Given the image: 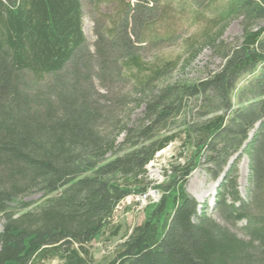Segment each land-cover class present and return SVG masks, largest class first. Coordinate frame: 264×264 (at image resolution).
Returning a JSON list of instances; mask_svg holds the SVG:
<instances>
[{
	"label": "trees",
	"instance_id": "16d2710c",
	"mask_svg": "<svg viewBox=\"0 0 264 264\" xmlns=\"http://www.w3.org/2000/svg\"><path fill=\"white\" fill-rule=\"evenodd\" d=\"M185 9L201 28L186 57L146 67L143 52L177 36ZM234 20L242 35L225 42ZM263 22L264 0H0V264H98L93 242L119 238L117 208L150 189L160 199L104 264H264ZM204 48L218 72L174 77ZM119 82L129 87L114 93ZM257 124L247 199L232 166L216 196L223 223L199 213L189 177L205 164L218 180ZM175 144L152 182L148 165Z\"/></svg>",
	"mask_w": 264,
	"mask_h": 264
},
{
	"label": "rangeland",
	"instance_id": "374dc122",
	"mask_svg": "<svg viewBox=\"0 0 264 264\" xmlns=\"http://www.w3.org/2000/svg\"><path fill=\"white\" fill-rule=\"evenodd\" d=\"M186 1V0H185ZM91 15L86 13L83 19V33L86 37V40L90 46L91 50H94V43L96 41L95 35V24L96 21H100L101 18L98 15L97 11L90 8ZM186 15H184L180 19V29L178 30L177 36L174 37L173 40L170 42L160 43L157 48H149L147 51L143 52V62L146 67H150L152 63L156 61L162 62V60H178L183 59L186 57L185 47L188 41L192 39L194 34L200 31V24H196L191 18L187 17L189 11H186ZM210 15V13L205 14ZM261 26L264 27V22L261 23ZM242 35V26L240 20L232 21L223 36L225 42H233L236 38H239ZM224 62L221 58L215 57L212 50L210 48H204L201 54L189 65L185 67V69H179L175 74L174 77L176 78H183V79H199L203 78L209 72H218ZM117 86L113 85V89L116 92L121 91V89H128L129 85L123 82H119L116 84ZM241 85V84H240ZM118 87V88H117ZM112 96V94L110 95ZM115 96V95H114ZM117 97V96H116ZM119 97V96H118ZM135 98V97H134ZM128 104V103H126ZM129 107H134L135 101L129 102ZM125 111H127V107H122ZM143 113V108L140 110H136L134 112V117L140 116ZM261 124V123H260ZM260 124L256 125L255 128L252 130L249 140L245 143V146L242 150L233 156L226 168L223 170V174L228 173L230 170L232 171L231 167H234V175L237 178V187L240 193V197L242 199H247L248 192L250 189V161L248 156L245 153L246 146H248L254 135L260 128ZM122 137V136H121ZM122 140V138H120ZM179 151V145H170L162 152L158 153L155 157V160L151 162L147 169H148V177L154 183H161L164 181L165 178V171L170 169L171 162L173 157ZM207 170V166L205 164H201V166L195 170L187 181V190L193 195L195 194L199 204L201 205V211L204 209L202 208L204 205L207 206V209L204 210L206 214L216 221L223 223L222 217L220 214L215 210L216 206V196L218 192V188L221 184V177L216 180L214 176L211 175ZM233 174L232 172L230 173ZM151 191L153 189H150ZM152 199H158L157 194H150L149 195ZM148 196V197H149ZM40 196H35L34 199H38ZM149 197V198H150ZM152 199H149L152 200ZM148 199L146 202L143 198L140 197H129L125 201L121 203V205L117 208L114 216V223L121 224L123 229L120 234V237L111 241H107L106 239H102L98 242H93V252L94 257L98 264H104L108 260H111L114 256V246L121 241L123 235L130 231L133 227L140 225L144 221V207L146 206ZM231 227V226H230ZM2 229V221H0V230ZM234 232H240L239 226L237 225L236 228H232ZM45 264H58L56 261L53 262H46Z\"/></svg>",
	"mask_w": 264,
	"mask_h": 264
},
{
	"label": "bare ground",
	"instance_id": "6f19581e",
	"mask_svg": "<svg viewBox=\"0 0 264 264\" xmlns=\"http://www.w3.org/2000/svg\"><path fill=\"white\" fill-rule=\"evenodd\" d=\"M259 125V124H258ZM251 135H253V134H251ZM195 197H197L195 194H193ZM142 198L145 200V202H146V200L148 199V202H147V204L148 203H150V202H157L159 199H152V198H149L148 196H147V194L146 195H144V196H142ZM149 199H152V200H150L149 201ZM147 204H146V206H147ZM145 208V207H144Z\"/></svg>",
	"mask_w": 264,
	"mask_h": 264
}]
</instances>
